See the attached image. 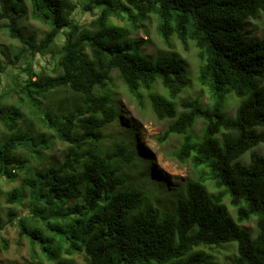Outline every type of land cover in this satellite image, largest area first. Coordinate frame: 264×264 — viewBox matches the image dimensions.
Wrapping results in <instances>:
<instances>
[{
	"label": "trees",
	"instance_id": "trees-1",
	"mask_svg": "<svg viewBox=\"0 0 264 264\" xmlns=\"http://www.w3.org/2000/svg\"><path fill=\"white\" fill-rule=\"evenodd\" d=\"M29 1L31 15L50 26L38 46L36 36L20 25L29 15L23 0H0V21L24 46L17 59L29 49L44 54L65 30L67 39L56 73L36 74L28 67L23 89L22 102L34 105L53 136L43 132L35 138L26 124L36 122L0 99V122L7 131L0 142V177L14 181L21 174L32 197L29 212L18 216L12 207L0 230L17 224L20 240L30 241L33 264L37 247L55 264H75L65 257L75 254L86 264H264V152L259 150L264 145V37L247 39L249 20L264 15V0H86V12L98 9L90 26L75 18L78 0ZM152 16L166 44L176 37L197 46L196 80L207 90L209 104L200 96L181 98L192 83L184 62L175 56L151 59L143 53L145 41L129 38L130 30L112 20L126 19L136 32ZM115 71L140 109L149 103L160 120H171L161 142L182 137L172 155L191 163L194 172L168 209L152 205L122 166L146 163L139 160L134 129L112 146L103 145L106 127L120 118L122 108L112 87ZM57 89L70 95L57 109L42 108L40 97ZM232 95L241 102L229 115ZM197 121L204 122L201 137L193 132ZM54 138L66 149L60 161H47L45 151ZM246 153L249 164L242 161ZM25 197L16 188L6 202L22 203ZM253 220L256 234L243 226ZM230 247L235 254L220 263L218 251Z\"/></svg>",
	"mask_w": 264,
	"mask_h": 264
},
{
	"label": "rangeland",
	"instance_id": "rangeland-1",
	"mask_svg": "<svg viewBox=\"0 0 264 264\" xmlns=\"http://www.w3.org/2000/svg\"><path fill=\"white\" fill-rule=\"evenodd\" d=\"M80 5L75 13L77 22L84 26H90L98 9L91 14L83 9V4L86 0H78ZM23 5L29 11L27 18L20 22V25L24 29L27 35L36 36V46L50 31V26L39 19L34 18L31 15L32 5L29 0H23ZM113 23L121 27H127L130 30L129 38L141 39L145 41V47L143 53L149 56L151 59H156L160 56H175L184 62L189 69L190 78L192 79L191 86L182 95V99L195 98L197 96L202 97V101L205 104H209V94L206 89L201 87L196 80L197 73L200 66V60L198 57V48L195 43L190 42L188 46L182 44L180 40L174 37L172 45L165 43L162 36L158 33L157 24L158 18L152 16L150 21L139 26V30L134 32L133 27L127 25V20H120L113 18ZM6 21H0V99L4 105L17 106L22 108V111L35 121L36 124L32 125L31 122H27L26 128H32L35 138L42 137V133L45 132L49 136H53L52 130L42 124V122L35 115V107L30 104L22 102L25 100V93L23 89L25 87V80L30 75L28 67H32V70L36 73L48 72L50 75H54L56 66L55 64L59 60L61 49L67 39L66 30L60 34L54 44L44 54L39 53L37 50L35 53L33 50H27L23 56L17 59V55L24 47L23 44L11 38L9 30L6 28ZM264 37V15L259 20H249L247 26V39L250 41H257ZM119 73L114 72L113 76L116 78L115 85L112 86L115 90L118 102L122 106L120 110V118L114 123L109 124L105 132L107 138L103 141L105 147L112 146L115 142L119 141L121 137L130 136V130L134 129L133 136L136 139V146L140 149V161H146L143 163L144 167H138V165L122 166L127 170V177L131 182L140 186L152 205L162 209H168L172 201L174 200L176 193L180 194L182 188L185 187L186 181L193 176L194 169L191 163L182 164L173 157L174 150L179 146L182 137L179 135H173L167 142H161L160 136L166 130L171 120H160L152 110L149 103L145 104L144 109H140L131 94L122 84L118 78ZM36 80V76L33 77ZM111 87V88H112ZM156 89L162 91V85L158 83ZM64 89H57L51 93H47L45 96L40 97L42 108L53 107L58 108L61 101L65 100V97L69 96ZM241 102L235 96H231L228 114L233 115ZM181 111V107H178ZM25 127V126H24ZM204 127L203 121H197L193 129L196 137H201ZM7 134L6 129L0 122V142L5 138ZM47 138V139H48ZM52 147L45 152L46 160L60 161L65 151V145L54 138ZM259 150L264 152V145ZM27 153V150L24 151ZM29 162L38 165V161L31 158L30 154L26 156ZM145 158V159H144ZM143 159V160H142ZM245 164H249L251 161V154H245L242 158ZM21 174L18 175L16 180L11 181L4 177H0V191L2 192L0 198V222L6 223V213L12 207L18 213V216L24 215L29 212L30 204L32 202L31 193L29 190L24 189L21 181ZM148 176L149 178H146ZM22 190L25 194V199L22 203H16L10 205L6 202L7 197L14 189ZM176 192V193H175ZM230 206V200L225 201ZM231 213L236 218L235 210L230 207ZM243 226L251 230L254 234L258 232V228L255 220L244 223ZM4 242L8 245V248L4 247ZM38 259L34 264H55L48 261L37 247ZM235 254L234 247H230L229 250L220 249L218 251V259L220 263L229 262ZM75 262V264H86L84 257L81 254H75L68 257ZM0 264H33L32 263V246L28 239L20 240L19 228L16 223L14 225H7L5 229L0 230Z\"/></svg>",
	"mask_w": 264,
	"mask_h": 264
}]
</instances>
